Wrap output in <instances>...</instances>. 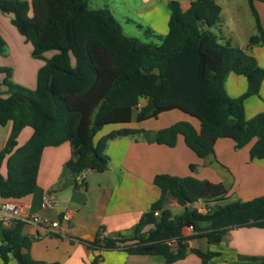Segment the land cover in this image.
I'll return each mask as SVG.
<instances>
[{
  "label": "trees",
  "instance_id": "16d2710c",
  "mask_svg": "<svg viewBox=\"0 0 264 264\" xmlns=\"http://www.w3.org/2000/svg\"><path fill=\"white\" fill-rule=\"evenodd\" d=\"M189 1L185 11L177 0L168 1L164 35L137 24L149 39L143 41L124 34L108 7L92 9L89 0H0V11L12 15L11 23L31 43L33 57L43 58L45 51H55L37 69L33 89L14 82L10 68L0 66V73L5 74L0 125L11 122L0 149V165L6 157V174L0 173V197L19 201L32 193L46 146L70 145L71 154L60 178L70 175L75 183L84 168L105 171L107 142L139 134L138 128L126 126L134 109L137 122L172 109L199 121V130L188 121L162 128L154 137L158 143L173 146L182 135L188 148L206 158L214 153L218 137L233 138L236 148L256 137L250 157L264 158V111L245 118L243 109L244 99L257 95L264 79V68L247 52L252 45L264 42L254 0L247 1L255 33L244 49L218 35L221 7L215 0ZM4 48L0 35V53ZM228 72L247 80L246 90L237 97H230L224 89ZM140 100L145 101L140 104ZM107 124L122 126L95 139ZM26 125L32 127V135L16 147V137ZM153 184L159 196L127 232L105 235L100 231L87 246L98 251L118 248L129 254L161 255L170 263L187 252L204 258L217 254L189 247L188 238L202 236L212 243L230 227L264 228V194L223 202L228 196L221 183L191 175L159 173ZM170 199L183 206L180 213L173 214L165 206ZM198 201L205 203L206 212L193 206ZM189 225L192 233L184 235L182 230ZM22 227L23 223L16 221L2 228L0 259L4 263L12 258L16 264H60L33 259L29 253L33 238L24 234ZM100 257L97 254L91 264H97ZM248 258L264 264V257Z\"/></svg>",
  "mask_w": 264,
  "mask_h": 264
},
{
  "label": "crops",
  "instance_id": "0c3cea01",
  "mask_svg": "<svg viewBox=\"0 0 264 264\" xmlns=\"http://www.w3.org/2000/svg\"><path fill=\"white\" fill-rule=\"evenodd\" d=\"M168 1L170 0H138L134 9L136 19L127 17L125 22L134 24L141 32L137 24L150 28L155 34L164 35L168 30ZM177 1L182 11L189 7V0ZM227 2L230 11L226 12L227 19L221 16L217 31L232 46L244 49L248 38L255 33L254 19L249 22L252 14L248 1ZM253 6L264 28V1L254 0ZM223 8L221 7V12ZM11 17V14L0 11V35L5 41L4 51L0 53V66L10 68L13 74L11 79L15 82L19 79L14 71L22 66L26 60V51L30 52L32 45L30 42L26 43L18 33L11 23ZM227 20L229 23L226 24ZM117 21L119 22L118 19ZM247 52L255 58L258 66L264 68V42L252 45ZM36 62V67L41 66V62ZM4 76V73H0V91L4 89L1 83ZM223 86L227 95L237 97L246 90L247 80L241 74L228 72ZM144 101L140 100V104ZM243 109L245 118L264 111V79L258 94L244 99ZM135 114L134 109L132 119L126 126L138 128L139 134L109 140L104 151L108 168L103 172L89 170L81 182H75L76 185L70 175L60 178L62 166L71 154L69 143L43 148L34 190L19 199V202L26 211L51 220L59 219L64 211H70L72 218L66 222L65 236L47 233L32 224H23V233L33 238L29 249L32 258L41 262L58 261L60 264H91L93 258L101 254L97 264H261L258 259L248 258L264 257V228L255 226L230 227L221 233L218 241L212 243L202 236L188 238L186 242L189 247L217 254L204 258L187 252L183 258L170 263L161 255L129 254L118 248L98 251L87 246V242L92 241L100 231L105 235L125 233L138 221L140 215L159 196V189L153 184L154 176L159 173L191 175L212 183H221L228 196L223 202L246 201L264 194V158L250 157L256 137L240 148L235 147L236 141L233 138L218 137L214 142V153L200 158L186 146L182 135L177 136L173 146L158 143L154 139L159 130L177 121H188L199 130L200 123L196 118L179 109H172L151 117L153 119L150 121H140L141 124H137ZM10 130V121L0 125V149ZM32 132L31 126H24L16 137V147L24 144ZM98 134L99 132L95 139L99 137ZM0 173L6 174V157L0 165ZM48 191L54 192L58 198L59 203L55 208L41 205V196ZM4 200L6 199L0 197V203ZM209 204L212 205L213 202ZM195 205L203 207L205 203L198 201L193 204ZM165 206L173 214L183 210V206L175 199H170ZM2 228L0 224V241ZM182 232L184 235L192 233L185 227ZM0 264L16 262L12 258L6 263L0 259Z\"/></svg>",
  "mask_w": 264,
  "mask_h": 264
},
{
  "label": "rangeland",
  "instance_id": "374dc122",
  "mask_svg": "<svg viewBox=\"0 0 264 264\" xmlns=\"http://www.w3.org/2000/svg\"><path fill=\"white\" fill-rule=\"evenodd\" d=\"M217 1H218L219 6H221L222 8L224 7L222 10L223 12H221L220 15L223 17V19H227L226 12L230 11L229 3L227 2V0H217ZM28 3H29V1H28ZM88 5L92 9L108 5L109 10L112 12V14L115 16V18L119 20L120 25L122 27V31L124 34L129 35V36H136L143 41H148V39L142 35V32L139 29H137L134 24L125 22V19L127 17L134 19V20L136 19L134 16V9L138 5V0H89ZM30 15H31V13H30ZM249 22H253V17L251 15L249 18ZM227 23H229V20L226 21V24ZM217 28H218V26H217ZM213 30H216V28H213ZM239 37H240V35H239ZM226 40H228V39H226ZM26 43H29V42L26 41ZM45 53L46 54L49 53V55H46ZM54 53H55V51H53V50L45 51L43 53V58H35L31 55V50H30V52L26 51V60L25 61L21 60L20 64L23 61L22 66L20 68H16L14 71L15 75L19 79V81H15V82L24 86V87H27L29 89H33L34 85H35L36 72H37V69L40 67V66L36 67V64H37L36 61H39L43 64L45 59L51 57ZM11 75H13V74H11ZM152 119L153 118H148V119H145L142 121L147 122V121H150ZM139 122H136V123L141 124V122L140 123ZM120 126L121 125H117V124H107L99 131L98 136L105 134L108 131H110L111 129L118 128Z\"/></svg>",
  "mask_w": 264,
  "mask_h": 264
},
{
  "label": "built area",
  "instance_id": "2783aa9c",
  "mask_svg": "<svg viewBox=\"0 0 264 264\" xmlns=\"http://www.w3.org/2000/svg\"><path fill=\"white\" fill-rule=\"evenodd\" d=\"M89 168H84L76 176V180L81 182L85 177ZM58 198L52 191L45 192L41 196V205L45 208H55L58 206ZM198 212H206V207L194 206ZM154 215H158V211L154 212ZM72 218V213L70 211H64L59 219H48L26 211L21 203L15 199H7L0 203V224L3 227H9L13 225L16 221H20L23 224H32L38 228L43 229L45 232L54 234L57 236H65V226L66 222ZM188 230L192 231V226H186ZM37 237V236H36ZM175 242H170L174 245Z\"/></svg>",
  "mask_w": 264,
  "mask_h": 264
}]
</instances>
